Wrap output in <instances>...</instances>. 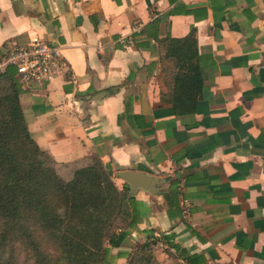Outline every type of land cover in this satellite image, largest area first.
Instances as JSON below:
<instances>
[{
	"label": "crops",
	"instance_id": "obj_1",
	"mask_svg": "<svg viewBox=\"0 0 264 264\" xmlns=\"http://www.w3.org/2000/svg\"><path fill=\"white\" fill-rule=\"evenodd\" d=\"M191 30L201 99L176 115L161 41ZM37 39L66 70L19 95L31 138L59 166L98 154L134 200L110 264L147 231L161 264H264V0H0V60Z\"/></svg>",
	"mask_w": 264,
	"mask_h": 264
},
{
	"label": "trees",
	"instance_id": "obj_2",
	"mask_svg": "<svg viewBox=\"0 0 264 264\" xmlns=\"http://www.w3.org/2000/svg\"><path fill=\"white\" fill-rule=\"evenodd\" d=\"M161 45L170 65L164 71L173 75V111L193 113L202 92L194 31L181 39L167 36ZM20 94L15 70L7 67L0 77V264H12L5 260L12 243L21 244L33 264H110L109 248L121 247L135 228L128 185L118 188L96 153L59 166L31 138ZM145 235L126 254V264H161L155 256L160 237Z\"/></svg>",
	"mask_w": 264,
	"mask_h": 264
},
{
	"label": "built area",
	"instance_id": "obj_3",
	"mask_svg": "<svg viewBox=\"0 0 264 264\" xmlns=\"http://www.w3.org/2000/svg\"><path fill=\"white\" fill-rule=\"evenodd\" d=\"M7 67L15 70V78L21 93H33L38 88L62 75L66 63L58 48L43 40H31L11 48L0 60V77ZM184 186V180L179 182V190ZM190 202L182 198L180 210L183 217L190 213Z\"/></svg>",
	"mask_w": 264,
	"mask_h": 264
},
{
	"label": "rangeland",
	"instance_id": "obj_4",
	"mask_svg": "<svg viewBox=\"0 0 264 264\" xmlns=\"http://www.w3.org/2000/svg\"><path fill=\"white\" fill-rule=\"evenodd\" d=\"M58 173L64 179H68L70 176L68 173V170L64 167H59ZM144 241L142 240L138 243H142ZM5 260H11L12 264H33L34 263V260L29 255V253L24 249V247L21 244L18 245V244H14V243H12V245L9 247L8 252L5 256ZM125 264H126V262H125Z\"/></svg>",
	"mask_w": 264,
	"mask_h": 264
},
{
	"label": "water",
	"instance_id": "obj_5",
	"mask_svg": "<svg viewBox=\"0 0 264 264\" xmlns=\"http://www.w3.org/2000/svg\"><path fill=\"white\" fill-rule=\"evenodd\" d=\"M97 98H99V97H96V98H93V99H97ZM118 177L127 180L129 183H131V185H132L133 187H139V185H135V184L133 183V179H135V178H134L135 176H134L133 174H131V173H120V174L118 175Z\"/></svg>",
	"mask_w": 264,
	"mask_h": 264
}]
</instances>
